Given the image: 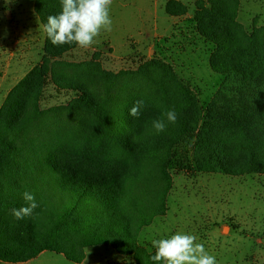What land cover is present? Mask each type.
I'll list each match as a JSON object with an SVG mask.
<instances>
[{"label":"trees","instance_id":"obj_1","mask_svg":"<svg viewBox=\"0 0 264 264\" xmlns=\"http://www.w3.org/2000/svg\"><path fill=\"white\" fill-rule=\"evenodd\" d=\"M195 4L196 28L213 43L210 67L224 75L204 113L169 63L151 58L113 72L98 53L65 62L60 57L77 44L53 45L45 32L41 61L0 106V260L23 262L51 250L81 262L87 246L108 244L135 264H163L151 260L155 250L140 245L137 233L165 213L169 159L193 134L199 170L264 173V23L256 16L247 31L237 19L239 0ZM34 11L44 27L61 11L60 0H34ZM49 86L76 95L42 108ZM138 100L143 107L132 117ZM173 109L170 123L164 113ZM47 115L60 119L59 128L44 124ZM157 119L166 124L159 133ZM25 191L38 207L17 219L12 209L27 206Z\"/></svg>","mask_w":264,"mask_h":264},{"label":"rangeland","instance_id":"obj_2","mask_svg":"<svg viewBox=\"0 0 264 264\" xmlns=\"http://www.w3.org/2000/svg\"><path fill=\"white\" fill-rule=\"evenodd\" d=\"M169 2L172 3L171 13L167 11ZM195 2L113 0L111 31H102L94 44L84 48L90 53L64 54L60 60L88 61L98 53L97 61L102 67L117 72L136 69L151 58L161 59L173 66L192 89L204 113V105L218 90L224 75L210 67L213 43L196 28ZM182 9L184 12L181 13ZM256 16L258 24L264 23V0H239L237 19L247 31L252 29ZM150 43L159 51L148 53ZM110 48L114 57L132 54L134 60L128 58L118 65L107 64L111 60L104 59L102 52L108 53ZM41 59L42 56L38 62ZM67 67L63 68L68 71ZM2 73L0 70V78ZM21 73L12 74L11 78L9 74V79L0 83V106L10 89L24 76L18 78ZM43 95L39 103L46 108L66 103L76 93L49 86ZM59 121L55 115L44 117V124L51 130L59 128ZM62 127L66 128L68 124L63 123ZM198 148L195 134L174 148L168 163L172 184L167 194L166 211L138 231L139 244L149 251L155 250L151 239L183 232L195 235L196 242L203 244L217 264H264V173L231 175L201 171L196 161V155L200 153ZM84 252L81 262L70 260L60 252L44 250L24 263L0 260V264H135L132 255L120 254L108 244L90 245Z\"/></svg>","mask_w":264,"mask_h":264},{"label":"clouds","instance_id":"obj_3","mask_svg":"<svg viewBox=\"0 0 264 264\" xmlns=\"http://www.w3.org/2000/svg\"><path fill=\"white\" fill-rule=\"evenodd\" d=\"M10 0H5L7 5ZM61 11L47 17L44 31L53 45L77 44L81 48H88L96 42L102 31H111L110 16L113 0H60ZM143 107V100H138L130 108L129 114L138 117ZM170 123H175V110L164 113ZM153 128L159 133L165 130L164 119L152 121ZM23 199L27 206L12 209L17 219L30 216L38 207L32 193L25 191ZM196 236L177 232L166 238L151 239L155 254L151 256L154 262L163 264H217L216 258L210 255L202 243L196 242Z\"/></svg>","mask_w":264,"mask_h":264},{"label":"crops","instance_id":"obj_4","mask_svg":"<svg viewBox=\"0 0 264 264\" xmlns=\"http://www.w3.org/2000/svg\"><path fill=\"white\" fill-rule=\"evenodd\" d=\"M44 34V27L34 11V0H10L7 5L5 0H0V70L3 72L0 83L9 79V74L11 78L12 74L20 71L22 73L18 78H21L39 61L43 53ZM147 48L148 53L159 51L158 47L151 43L147 45ZM108 50V53L102 52L104 59L111 60L107 64L118 65L124 63L128 58L134 60L132 54L116 58L111 54L112 48ZM86 53H90V51L77 45L67 51L65 56ZM24 262L26 261L17 263Z\"/></svg>","mask_w":264,"mask_h":264}]
</instances>
